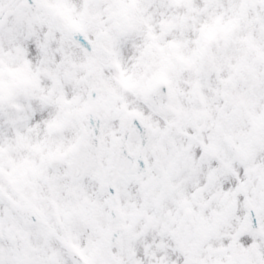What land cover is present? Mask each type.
<instances>
[{"label":"snow or ice","instance_id":"1","mask_svg":"<svg viewBox=\"0 0 264 264\" xmlns=\"http://www.w3.org/2000/svg\"><path fill=\"white\" fill-rule=\"evenodd\" d=\"M0 264H264V0H0Z\"/></svg>","mask_w":264,"mask_h":264}]
</instances>
